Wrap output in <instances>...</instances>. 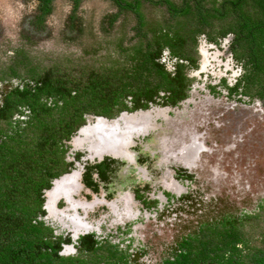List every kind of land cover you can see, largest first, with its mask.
<instances>
[{
    "label": "rangeland",
    "instance_id": "374dc122",
    "mask_svg": "<svg viewBox=\"0 0 264 264\" xmlns=\"http://www.w3.org/2000/svg\"><path fill=\"white\" fill-rule=\"evenodd\" d=\"M183 1L149 0L140 10L148 24L166 25L169 16L167 2L180 8L186 3ZM222 1L188 2L192 7L188 15L192 13L193 25L198 32L197 41L220 43L230 35L233 27L230 22L236 23L231 19L232 13L227 18L211 21L210 26L200 23L201 20L207 21L206 13H215L213 10H218ZM37 8V0H0V71L17 59L16 51L20 49L43 74L53 68L55 61L68 58L72 60L69 64L71 68L58 67V74L74 70L77 76H82L80 80L86 81L91 71L110 68L116 70L122 63L127 64L122 54L124 49L118 46L125 47L136 41L140 42L134 37L136 18L132 13H126L111 23L114 6L109 0H84L74 14L68 0H54L52 13L44 18L42 25L35 23V17L39 14ZM227 11L232 12L233 7H229ZM196 71L197 68L186 70L191 87L183 92V100L174 105L166 102L163 94H159V100L150 107L165 110L170 117H159L154 123L157 126L155 130L132 136L131 141L137 142L135 162L131 163L127 158L115 155L93 158L95 162H89L96 164L97 161H104L99 172H91L89 179L92 185H98V189L93 193L79 190L72 202H85L94 198L100 201L98 209L88 215L78 205L77 208L72 207L70 200L64 209L65 203L60 200L53 204L54 209L66 211L59 222L46 209V193H43L45 210L41 219L62 241L61 256L77 255L80 247L78 240L87 237L86 233L92 231L90 233L95 234L97 241L108 240L122 246L132 255L128 256L131 263L161 264L164 258H171L175 254L181 239L194 234L201 224L221 220L224 216H254L258 204L264 203V111L256 112L240 101L237 104V100L227 93L216 95L215 88H212L214 98H210L206 93L207 88L209 85H217L207 84L209 78L196 74ZM215 74L216 71L213 75ZM2 76L0 73V77ZM25 78V82L16 78L8 79L5 83L0 81V105L5 104L7 93L14 92L15 88L34 86L27 75ZM101 90L102 95L98 98L101 103L98 104L95 115H104L108 119L112 114L113 117L108 121L116 120V112L123 110L118 106L122 105H112L111 89ZM122 90L127 94L133 88L128 84ZM129 96L131 95L125 98L127 107L134 104ZM107 107H110L109 110H105ZM90 113H95L93 108H90ZM88 118L87 123L97 121ZM112 121L103 123L107 125L105 129L111 126ZM195 125L200 135L203 131L208 133L210 129V136L206 137L209 151L199 154L200 151L194 149L193 156H199L200 162L186 154L191 148L188 134ZM76 129L68 139L60 140L65 141V160L71 167L74 157L80 156L76 154H83L82 151L72 150L70 145L74 136L80 132ZM96 132L99 134L100 131ZM111 134L113 133H110V138ZM179 161L195 168L189 170L182 164L179 165ZM180 169H183L184 174V170H187L191 178L184 179V174L182 178H177L187 191L184 196L177 197L172 190L166 188H170L174 174ZM65 171L68 172L69 167L66 170L59 168L55 173L58 176ZM83 183L85 185L84 178ZM121 194L126 195V201L119 205L116 214L109 205ZM157 198L159 202L156 205L145 209L144 200L155 202ZM72 215L79 223L75 224L73 219H69ZM262 216L261 226L264 227V211ZM242 223L246 224L243 227L246 232L252 228L247 217L243 218ZM79 224L82 225L81 228ZM75 234L77 244L68 239Z\"/></svg>",
    "mask_w": 264,
    "mask_h": 264
},
{
    "label": "trees",
    "instance_id": "16d2710c",
    "mask_svg": "<svg viewBox=\"0 0 264 264\" xmlns=\"http://www.w3.org/2000/svg\"><path fill=\"white\" fill-rule=\"evenodd\" d=\"M37 1L39 14L35 17V23L42 25L44 18L52 13L54 0ZM68 1L72 4L74 14L83 0ZM110 1L121 10L129 5L127 0ZM261 2L264 3V0ZM167 3L175 22L161 36L169 42L168 46L170 32L180 44L185 43L187 38L192 39L193 36L190 30L192 13L188 15L192 7L188 2L180 8ZM131 10L138 13L137 9ZM260 10L261 15L264 14V8ZM213 11L215 13L211 16L214 17L219 11ZM248 24L245 18L242 26L248 27ZM262 25L263 22H258L254 28ZM259 29L264 31V28ZM260 43L261 48L257 49L264 55V37ZM16 53L17 59L0 71L3 74L0 81L17 78L25 82L29 70L28 80L34 86L23 85L22 89L10 91L5 104L0 108V122L4 123L0 124V264H136L129 262V254L120 245L110 241L98 242L91 235L79 240L77 255L61 256L62 241L41 219L43 190L51 186L53 178L57 176L55 171L64 168L66 164L65 150L59 144L60 140L71 136L90 108L97 113L98 104L101 103L98 100L102 95L101 89H111L112 105L123 104L126 96L135 95L133 90L123 94L122 89L127 85L126 80H129L128 69L124 68L126 64L122 63L116 70L91 71L84 81L80 80L82 76H77L74 70L58 74L61 66L71 68L69 64L72 60L68 58L55 61L53 68L43 74L38 66H33L32 59L22 50ZM261 58L263 61L264 56ZM137 71L144 73L145 69L140 66ZM129 82L132 86L133 83ZM175 85L173 80L162 77L152 92L145 90L147 94L138 97L144 99L141 105L147 107V102L158 89H174ZM19 106H28L31 112L25 126L19 121L13 123L11 119L12 113ZM88 180L85 179V182L92 186ZM263 211L264 203H261L253 214L255 217L247 214L238 218L224 216L221 220L201 224L194 234H188L182 239L175 254L171 258H164L162 264H264V227L261 226ZM245 217L251 221L249 225L252 228L248 232L243 229L246 226L242 223Z\"/></svg>",
    "mask_w": 264,
    "mask_h": 264
},
{
    "label": "flooded vegetation",
    "instance_id": "af4514ba",
    "mask_svg": "<svg viewBox=\"0 0 264 264\" xmlns=\"http://www.w3.org/2000/svg\"><path fill=\"white\" fill-rule=\"evenodd\" d=\"M127 1L129 5L125 10L123 9L121 10L112 3L114 6V14L110 17L111 23H114L120 16L125 15L126 13H132L133 15H135L136 27L133 30L136 31V34L134 37H137V39L140 41V42L136 41L134 42V44H131L130 46H125V47L121 45L118 46L119 48L124 49L123 55L126 58L124 61L128 62L127 64L125 63L126 64L125 68L128 69L129 80L131 83H133L132 88L135 93L134 96L128 97L133 100L134 102L133 106L127 107V105H125V99L123 100V104H121L122 106H118L120 108H123V110H119L118 113L116 112V116H115V118L117 119L120 118L124 119V121L120 119L119 122V128L121 130H123V126H121V124H125V122H127V116H129V114H131V116L136 115V118H137V114H139V118H143V112H147V110L154 109L150 107L154 106L153 103L159 100V94H163L162 95L163 99L168 103H173L174 105L177 104L179 100H183L184 98L183 92L187 91L191 87L189 85L190 81L188 80V76L186 73L187 68H192V69L197 68L196 74L198 75L202 74L205 78L207 79L209 78L208 79L209 82L207 81V84L217 85V86L209 85V87L207 88L206 93L210 98H214L213 94L215 93L212 91L213 90L212 88H215L216 95H220V94L224 95L227 93L229 97L237 100L235 101L237 104L240 101L243 103V105L245 106L247 105L253 108V110L256 112L257 111L260 112L262 110L264 111V60L262 61L261 58L264 55H261L259 50L257 49V48H261L260 41L264 37L263 36L264 31L259 29V28H264V14L261 15V10H260V8H264V3L261 2L262 0H223L219 4L220 7H217L219 12L216 14V16L213 17L211 16L212 15L211 13L210 14L206 13V17L208 18L207 21L206 20L200 21V23L203 26H210L211 21H215L216 19H221V18H227L228 14L230 13L233 14L231 16V19L236 23L233 24V22H230L233 25L230 31V35L224 38L225 40H222V42L213 43L211 41H205V40L197 41L198 32L196 30V27L193 25V19H192V22H190V25L192 26V29L190 30L193 32L192 39L187 38L186 39L187 41L185 43L180 44L178 40L174 39L172 33L170 32L169 34L171 39L170 46H168L169 42L165 40L166 38L162 37L161 34H163L164 31H167V28L168 30L172 28V23L175 22L172 16V12L169 11L167 12L169 16L166 25H158L154 23L148 24L145 16L143 15L140 9L142 8V5L146 2H149V0H127ZM159 1L165 2V0H159ZM185 1L190 3V1L193 0H184L183 2ZM229 7H233L232 12L227 11ZM79 9L80 8H78V10ZM131 9H135V10L137 9L138 13ZM139 14H141L142 16H139ZM245 18L248 20L249 23L248 27L242 26V23L244 22ZM258 22H263L262 27L258 26L257 28H254V24ZM147 25L148 28H146ZM257 29L259 30L257 31ZM216 44H219V46H217ZM140 66L145 69L144 73L142 71H137V68L139 67L140 69ZM215 71L216 74L213 75ZM27 74H29V70L28 72H26V75ZM162 77H168L170 80H173V82H176L174 89H168L167 87H162L158 89L156 93L153 94L152 99L149 102H147L148 103L147 107H144V105L142 106L141 104L144 103L143 101L144 99L140 100L142 95L144 93L147 94L146 91L152 92L154 90L153 89L154 86L159 83ZM138 81L140 82L139 84ZM1 82L5 83L7 81L4 80ZM126 86H128V83ZM137 87L142 90L139 91ZM137 92H139L138 95ZM235 102L233 103L234 106L236 105ZM3 105L4 104L2 103L0 105V108ZM109 108L107 107L106 110H109ZM133 111L135 112L132 113ZM95 114L96 113L86 112L83 115V122L77 127L76 131L78 130L82 131V129L87 125L95 124V122L87 123L89 121L88 117L93 118L94 121L104 117V115H95ZM30 115L31 112L28 106H19L18 109L12 113L11 119L13 123L19 121L21 122L22 126H25L26 122L29 120ZM110 115L111 117H113L112 114ZM111 117L106 119L109 120L111 119ZM167 117H170V115H167ZM0 124L3 125L4 123L0 122ZM134 124H135V120H134ZM196 127H197L196 125L195 127L193 126L188 134V137L190 138L191 148L188 149V152L186 154L190 155L191 157L193 156L194 149L200 151L199 154L204 152L207 153L209 151V148L207 147L206 144L207 142L206 137L210 136V129L208 133L203 131L200 135V133L197 132ZM139 134H144V132H141ZM131 143H133L129 148V150L133 153L131 154V158H127V156H123L122 159L127 158V161L132 163L135 162L136 152L134 150L137 147L136 145L137 142L134 140L133 142H129V144ZM59 144L62 145L63 148L66 147L65 141L59 142ZM89 144H91L90 137L80 134V132L77 133L76 136H74L72 142L70 143L72 150L75 151L79 150L82 151V153L85 152V148H87ZM134 145L136 146L133 148ZM64 150L66 154V149L64 148ZM170 153L172 154V152ZM76 155H80V156L77 158L74 157L75 159L73 161L74 164L72 167L71 165L68 166L65 160L66 164L64 169L66 170V168L69 167V171L68 172L65 171V173L60 174L55 178H53L52 182H55L57 178H61L64 177L65 175L73 174V176L79 179L78 185L75 184L77 188H73V190H69V192H63V194L61 195L62 196L61 200H65V196H68L70 191L78 193L79 190L84 189V191L89 190L93 193L98 189V185L96 183H94L92 186H89L85 182L84 185L83 178L91 179L90 178L91 172L96 171L98 173L104 161L102 162L97 161L98 163L96 164H90L89 162H95V160H93L92 158H88L85 153L76 154ZM193 157L198 159V161L200 160L199 156L198 157L193 156ZM178 164L181 165L182 163H180L179 161ZM182 166L186 167L189 170H191L194 167L188 165L185 166L183 164ZM182 170L183 169H180V171L179 170L176 171V175L174 174V179H172L173 181L170 182L171 184L170 188H166L167 190H172L175 196L177 197L184 196V194H186L187 192L184 190V186L181 183H179V180L177 179L179 177L182 178L184 174ZM184 172L186 173L184 174V179L191 178L187 170H184ZM142 173H146V172H142ZM52 182L49 188L43 190L44 194L52 188L53 185ZM71 184L66 186H71ZM177 190H179V192H177ZM137 192L140 193L138 190ZM125 198L126 195L123 196V194H121L120 196H118L116 200H114V202H112L109 205V207L115 211L114 213L118 214L117 213L119 211L118 207L119 205H123V203L126 201ZM154 201L155 202H153L152 200L150 201L144 200L143 202L146 205L145 209H148L150 206L156 205L157 202H159V199L157 198ZM79 202L82 201L77 200L74 203L72 202L71 206L72 207L76 206L74 208H77V204H79ZM261 203H259V205ZM99 205H100V201L97 202V200H94V198H92L89 201L83 202V204H81V206L79 207L82 210H85V212L88 215H90V213L94 212L96 209L99 208ZM66 206L67 205L64 206V209ZM43 210H45L44 206H43ZM48 211L50 216H52L59 222L61 221V218H59V216L55 214V212H57L56 209L49 207ZM66 216L69 217V215ZM69 219H73V223L75 224L79 223L78 219H75L73 215ZM81 227L82 225L79 224V228ZM76 231L77 230H75V232ZM90 232L92 231H89L88 233H86V235L90 236L93 234ZM93 235H94L93 239L96 240L95 234ZM76 237L77 234H75V236H72L71 238L68 237V239L69 241L74 242ZM78 241H75L76 243L75 242L74 243L77 244ZM120 247L122 248V246ZM122 249L125 250L124 248ZM129 256L131 257L132 255ZM162 263L163 260L161 264ZM207 264H214V263L209 262Z\"/></svg>",
    "mask_w": 264,
    "mask_h": 264
},
{
    "label": "bare ground",
    "instance_id": "6f19581e",
    "mask_svg": "<svg viewBox=\"0 0 264 264\" xmlns=\"http://www.w3.org/2000/svg\"><path fill=\"white\" fill-rule=\"evenodd\" d=\"M167 115H169L167 111H160L157 109H151L147 110V112H143V118H139V114H137V118L136 115L131 116V114H129V116H127V122H125V124H121V126H123V130L119 128V122L121 118L113 121L110 120L113 123H110L111 126L108 129H105L107 125H103V123H109L110 121L105 120L106 118H100L95 122L94 125H87L82 129V131H80V134H83L87 137L89 136L91 139V144H89V146L85 148V152L83 153H85L88 158L92 159H100L105 155H115L120 158H123V156H127V158H131V154L133 153L129 150L128 146L131 145L129 144V142H132V136H137L141 132L145 133L149 130H155L157 128V126L154 125L155 120H157V118L159 117H167ZM121 120L124 121L123 118ZM96 130L100 131L99 134L96 132ZM110 133H113L111 134V138ZM104 134L106 135V138H104ZM115 138H119L121 140V144L115 145V143L113 142ZM124 144H128L127 147L123 146ZM78 182L79 179L73 176V174L65 175L61 179L58 178L57 181L52 185V188L46 192V209L48 210L49 207L53 208V204L55 205L57 201H60L62 199L61 195L63 194V192H69V190L77 188L75 184L78 185ZM70 184L71 186H66ZM177 192H179V190H177ZM75 194L77 193L70 191L68 196H65V200H62L65 203L64 206L68 204L69 200L71 202ZM97 202L99 201L97 200ZM81 204H83V202H79V204L77 205L81 206ZM55 214H57V216H59V218H61L62 220V216L65 215V210H57Z\"/></svg>",
    "mask_w": 264,
    "mask_h": 264
},
{
    "label": "water",
    "instance_id": "95a60500",
    "mask_svg": "<svg viewBox=\"0 0 264 264\" xmlns=\"http://www.w3.org/2000/svg\"><path fill=\"white\" fill-rule=\"evenodd\" d=\"M113 142L115 143V145H119V144L121 143V140H119V138H115ZM61 178H63V177H61ZM61 178H60V179H61ZM56 181H57V180H56ZM56 181H55V182H56ZM55 182H52V183L54 184Z\"/></svg>",
    "mask_w": 264,
    "mask_h": 264
}]
</instances>
